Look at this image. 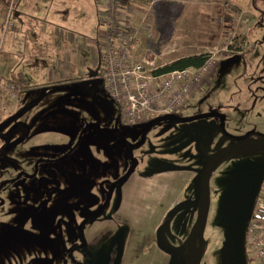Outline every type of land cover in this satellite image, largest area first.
Here are the masks:
<instances>
[{"label": "rangeland", "instance_id": "obj_1", "mask_svg": "<svg viewBox=\"0 0 264 264\" xmlns=\"http://www.w3.org/2000/svg\"><path fill=\"white\" fill-rule=\"evenodd\" d=\"M128 5L139 28L138 59L147 56L161 67L200 54L215 60L208 86L182 117L218 115L155 124L134 150L133 175L192 169L202 178L208 158L229 145L221 116L228 135L264 138V0H129ZM43 15L37 14L40 20ZM48 46L41 64L22 71L20 84L30 88L15 91L4 106L0 102V264H120L123 225L103 239L101 234L123 206V188L86 225L87 247L79 226L102 208L111 185L129 170L124 151L142 139L145 127L123 123L102 81L96 89L83 83L91 58L80 46L72 49L76 79L47 84L60 59L52 37ZM81 59L88 69L80 68ZM263 186L264 150L233 151L216 163L198 264H259L248 228ZM200 194L191 203L189 192L159 228L158 244L169 250L172 264H187Z\"/></svg>", "mask_w": 264, "mask_h": 264}, {"label": "crops", "instance_id": "obj_2", "mask_svg": "<svg viewBox=\"0 0 264 264\" xmlns=\"http://www.w3.org/2000/svg\"><path fill=\"white\" fill-rule=\"evenodd\" d=\"M7 2L0 0V26ZM39 12H44L41 20ZM99 16L98 0H21L13 18L15 28L6 34L1 47L0 74L12 70L21 80L25 76L22 71H33L41 64L51 37L60 59L55 60L58 70L47 75V84L76 79L75 46H80L81 52L89 51L91 58L90 69L89 62L83 59L79 60L80 68L96 71L98 54L94 42L100 30ZM40 23L43 27H38ZM201 186L200 173L192 169L163 171L152 177L132 175L122 187L123 206L114 213L112 223L102 229L101 239L109 236L117 224L123 225L126 242L120 264H172L169 250L158 244L157 233L168 214L187 201L189 192L191 203L199 198ZM121 231L124 230L115 232Z\"/></svg>", "mask_w": 264, "mask_h": 264}, {"label": "built area", "instance_id": "obj_3", "mask_svg": "<svg viewBox=\"0 0 264 264\" xmlns=\"http://www.w3.org/2000/svg\"><path fill=\"white\" fill-rule=\"evenodd\" d=\"M21 0H9L1 28L0 49L8 32L15 28L13 16ZM129 0H98L100 30L94 45L98 54L97 76L108 95L118 105L127 125H144L162 116H181L198 93L208 86L215 60L200 69L177 70L159 74L162 68L147 56L138 59L135 47L139 28L134 25V10ZM19 87V85H17ZM248 243L253 261H264V186L257 196L249 222Z\"/></svg>", "mask_w": 264, "mask_h": 264}, {"label": "water", "instance_id": "obj_4", "mask_svg": "<svg viewBox=\"0 0 264 264\" xmlns=\"http://www.w3.org/2000/svg\"><path fill=\"white\" fill-rule=\"evenodd\" d=\"M97 71H89L87 74V79L83 80V83L86 86H90L92 89H96L98 84L101 82L99 78H97ZM214 116H218L217 114H203L195 117H180L176 115H169V116H162L155 118L143 126L145 127V131L143 134L142 139L133 145H129L125 151H124V156L128 157L129 159L132 160V165L130 166L129 170L127 173L121 177L119 180L114 182L111 185L110 191L108 198L105 202V204L102 206V208L95 213L92 216H89L86 218L82 224L79 227V234L80 238L83 241V245L86 246L85 239H83L84 235V228L85 225L88 223V221L92 217H100L106 210L107 206L109 205L113 193L115 189L122 188L127 181L130 179V177L133 175V172L136 169L137 163L135 158L133 157V150L142 146L146 140V137L148 133L151 131L153 126L158 123L166 122V121H176L180 123H190L193 121L201 120V119H206V118H212ZM220 116V115H219ZM222 118V133L228 139L229 141L232 142L231 145H228L224 148L219 149L215 153H213L207 160L204 169H203V174H202V186H201V191H200V200H199V206H198V215L196 218V221L192 227V230L190 231V234L188 236V245H187V258L186 262L187 264H198V239L200 236V232L202 229V226L204 224L205 218L209 212L210 208V202H211V193H210V181L211 177L214 171V168L216 166V163L227 153L233 152V151H238V150H243V149H258V150H264V138H254V137H247V138H236L228 135L225 132L224 129V118ZM167 224V223H166Z\"/></svg>", "mask_w": 264, "mask_h": 264}, {"label": "trees", "instance_id": "obj_5", "mask_svg": "<svg viewBox=\"0 0 264 264\" xmlns=\"http://www.w3.org/2000/svg\"><path fill=\"white\" fill-rule=\"evenodd\" d=\"M2 25L0 26V35H1ZM3 42H4V39H3ZM1 52L2 51L0 49V54ZM209 58H210L209 55H203V54L183 57V58H180V59H177L171 62L168 65L163 66L157 71V73L162 74V73H168V72L177 71V70L200 69L202 66L205 65V63L209 60ZM96 71H97V75L101 73V69H97ZM17 85H19V87H17ZM53 85H56V83H54ZM24 89L26 88L22 87V85L20 84V80L14 71L6 70L3 74H0V102L2 106H4V104L11 102L12 95L15 91L20 92V91H23ZM180 207L181 206L179 207L177 206V208L175 209H178Z\"/></svg>", "mask_w": 264, "mask_h": 264}, {"label": "flooded vegetation", "instance_id": "obj_6", "mask_svg": "<svg viewBox=\"0 0 264 264\" xmlns=\"http://www.w3.org/2000/svg\"><path fill=\"white\" fill-rule=\"evenodd\" d=\"M180 117H182V115H181ZM254 138H259V137H254ZM228 141H229V140H228ZM231 144H232V142L229 141V145H231ZM134 150H135V149H134ZM134 150H133V153H134ZM133 157H134V155H133ZM127 158H128V157H127ZM128 159H129V158H128ZM129 160H130L131 165H132V160H131V159H129ZM32 177H35V176H31V178H32ZM115 182H116V181H115ZM119 189H120V188H119ZM115 190H116V189H115ZM109 191H110V190H109ZM114 192H115V191H114ZM113 194H114V193H113ZM110 202H111V201H110ZM109 204H110V203H109ZM107 207H108V206H107ZM106 209H107V208H106ZM92 218H93V217H92ZM92 218H91V219H92ZM91 219H90V220H91ZM90 220H89V221H90ZM89 221H88V223H89ZM88 223H87V224H88ZM81 224H82V223H81ZM81 224H80V225H81ZM87 224H86V225H87ZM86 225H85V228H86ZM79 227H80V226H79ZM85 228H84V229H85ZM82 242H83V241H82ZM86 247H87V244H86Z\"/></svg>", "mask_w": 264, "mask_h": 264}]
</instances>
